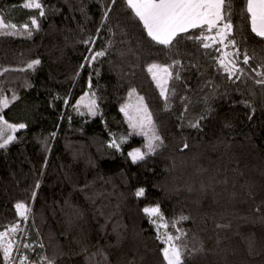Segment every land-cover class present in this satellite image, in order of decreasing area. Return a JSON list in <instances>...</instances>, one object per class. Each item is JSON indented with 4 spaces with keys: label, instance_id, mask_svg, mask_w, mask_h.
I'll return each mask as SVG.
<instances>
[{
    "label": "trees",
    "instance_id": "trees-1",
    "mask_svg": "<svg viewBox=\"0 0 264 264\" xmlns=\"http://www.w3.org/2000/svg\"><path fill=\"white\" fill-rule=\"evenodd\" d=\"M40 2L44 17L23 8V0H0L6 22L20 29L36 16L40 24L31 38L0 36V70L40 60L34 70L0 76L5 95L18 97L0 115L26 125L0 149V230L17 221L14 205L23 201L31 213L18 236L34 245L30 260L46 255L57 264H98L103 257L93 253L103 252L107 264H166L164 245L142 211L159 204L168 222L161 233L175 234L171 221L188 217L176 225L187 232V264H264V86L254 83L258 77L251 71H264L258 67L264 65V41L251 32L247 0H230L232 38L255 57L248 75L235 83L213 59L219 55L215 47L222 46L205 49L188 39L199 29L165 48L147 37L124 0ZM106 6L111 10L101 26ZM89 37L94 44L82 43ZM100 50L105 56L88 65L85 57ZM173 60L183 67L181 79L169 81L171 110L165 111L147 66ZM89 79L96 116L74 108L89 91ZM132 89L145 98L164 138L157 154L137 164L127 153L141 137L130 136L121 151L108 147L130 133L120 108ZM181 97L189 98L184 121L178 119ZM201 114V130L187 127ZM185 141L189 148L181 151ZM140 187L145 195L137 198Z\"/></svg>",
    "mask_w": 264,
    "mask_h": 264
},
{
    "label": "snow or ice",
    "instance_id": "snow-or-ice-1",
    "mask_svg": "<svg viewBox=\"0 0 264 264\" xmlns=\"http://www.w3.org/2000/svg\"><path fill=\"white\" fill-rule=\"evenodd\" d=\"M112 4L116 3V0H111ZM126 7L131 10L134 17L142 25L144 32L151 41L157 45H162L165 48H171L174 42L178 43V38H183L182 34L188 33L189 30L199 29L198 35L188 36V39H194L200 42V45L205 48H213L215 45L222 47H215V51L219 55L214 56L218 71H222L226 74V78L233 83L241 80L242 77L248 75L246 67L249 66L251 59L254 56H250L247 50H242L237 47V41L232 38L233 22L231 18V3L226 0H124ZM22 7L25 9L39 10V17L45 16L44 6L40 0H23ZM110 7L106 6L104 14L101 18V26L108 17ZM246 12L250 19L251 32L256 37L264 41V0H247ZM33 30L39 31L40 24L36 16H32L30 24L25 22L20 26L16 23H8L0 16V36H17L26 35L31 38ZM99 31V29L97 30ZM84 44H94L95 41L92 37L83 40ZM231 48L232 51H227ZM89 52H92L89 49ZM106 54V50H100L93 52L90 56L85 57V62L91 65L97 58L103 57ZM40 64L39 59H34L27 63L26 68L21 67L18 69L3 68L0 70V76L9 71H26L34 70L37 65ZM243 65V66H242ZM85 65L81 64V69ZM183 65L179 60H173L170 64L152 63L147 66V71L151 74V78L156 83V87L159 89V95L164 99V110H171L170 90L168 87L169 81L181 79L180 70ZM264 67V65L258 66ZM175 70V71H174ZM252 72L258 77L254 80L256 85L264 86V71H258L257 68H252ZM79 72H77V76ZM249 78H251L249 76ZM89 91L85 92L74 105V108L80 115H84L81 111V107L85 108L87 113L91 116L98 114V105L96 101V93L92 91L91 80L89 79ZM177 95L176 89H171V96ZM136 96L135 103H127L121 106L120 111L124 113L127 118L131 132L127 136H123L119 139L113 138L109 143V148H114L116 151H121L122 145L127 142V139L132 136H141L144 138V143L141 147L133 148L127 153V156L131 159L133 164H137L141 161H145L148 157L157 154V151L164 146V138L160 135L158 125L153 119V113L150 111L148 104L145 102L143 96L136 94V90L132 89L129 92V99ZM18 97L13 92L11 99L5 95V89L0 86V112L8 108L9 105L14 102ZM181 103L183 104V111L180 113L178 119L184 121L189 107V98L181 97ZM68 103L67 100L64 101ZM242 103L247 108L252 109V114L255 113V109L252 107L251 102L245 100ZM205 116L201 114L198 118L187 121V127L201 130V120ZM249 119H252V115H249ZM181 127L185 126L183 123ZM26 125L24 123H10L3 115H0V149L7 148L13 141L17 139L16 133L20 129H24ZM225 127H230L226 124ZM53 137L55 132L51 134ZM189 144L184 142L181 151L188 149ZM40 187L39 181L34 186V189ZM134 195L137 198L145 195V189L143 187L138 188ZM36 197V191L31 193V199L34 201ZM17 221L13 224L4 226L3 230H0V253H2L3 264H57V258L53 256L48 258L46 255L39 256L38 260H30L29 252L35 250L34 245L23 241V236H18L21 233V223H27L28 217L31 213L30 203L23 201L17 202L15 205ZM143 213L148 217L149 223H151L156 230V239L164 245L160 249L163 260L166 264H187V257L192 254V251L188 248L185 237L187 232L182 228H177L176 225L182 221L188 219V217L181 215L178 219L171 221L172 227L175 230V234L169 231L161 233L160 229L163 227L167 229L168 222L165 220L163 214L160 211L159 204L155 206H148L142 209ZM155 218V219H154ZM21 247L25 250L21 252ZM41 249L44 245L39 244ZM197 251H203V249H197ZM15 253V255H14ZM100 255L102 260L98 261V264H107V257L103 252L93 253V256ZM91 260L92 257H89Z\"/></svg>",
    "mask_w": 264,
    "mask_h": 264
},
{
    "label": "rangeland",
    "instance_id": "rangeland-1",
    "mask_svg": "<svg viewBox=\"0 0 264 264\" xmlns=\"http://www.w3.org/2000/svg\"><path fill=\"white\" fill-rule=\"evenodd\" d=\"M154 83H155V81H154ZM155 85H156V83H155ZM158 91H159V89H158ZM130 92V91H129ZM136 94L137 95H139L137 92H136ZM140 96V95H139ZM136 102V96H133L132 98H131V100L129 99V93H128V97H127V101H126V103L125 104H127V103H135ZM84 110L86 111V109L84 108ZM87 112V111H86ZM121 112V111H120ZM122 113V116H123V119H124V121H125V123H126V125H127V127H128V130H129V132H131L132 130H131V128L129 127V124H128V122H127V118L125 117V115H124V113L123 112H121ZM132 136H136V135H132ZM137 137H141V136H137ZM142 138V143L139 145V146H137V147H141L142 145H143V143L145 142L144 141V138L143 137H141ZM136 148V147H135ZM132 150V149H131ZM130 150V151H131ZM155 219V218H154ZM151 224V223H150ZM152 225V224H151ZM152 227L154 228V226L152 225ZM154 230H155V228H154ZM156 231V230H155ZM160 231H161V229H160Z\"/></svg>",
    "mask_w": 264,
    "mask_h": 264
}]
</instances>
